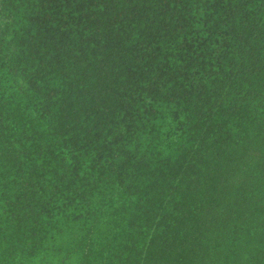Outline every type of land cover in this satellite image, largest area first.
<instances>
[{
    "label": "trees",
    "instance_id": "1",
    "mask_svg": "<svg viewBox=\"0 0 264 264\" xmlns=\"http://www.w3.org/2000/svg\"><path fill=\"white\" fill-rule=\"evenodd\" d=\"M0 264H264V0H0Z\"/></svg>",
    "mask_w": 264,
    "mask_h": 264
}]
</instances>
